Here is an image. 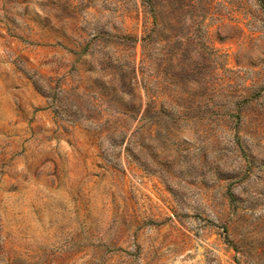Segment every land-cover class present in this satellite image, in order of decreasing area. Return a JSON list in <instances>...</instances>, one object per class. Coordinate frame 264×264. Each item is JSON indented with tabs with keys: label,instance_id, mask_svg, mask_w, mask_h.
<instances>
[{
	"label": "rangeland",
	"instance_id": "rangeland-1",
	"mask_svg": "<svg viewBox=\"0 0 264 264\" xmlns=\"http://www.w3.org/2000/svg\"><path fill=\"white\" fill-rule=\"evenodd\" d=\"M0 264H264V0H0Z\"/></svg>",
	"mask_w": 264,
	"mask_h": 264
}]
</instances>
